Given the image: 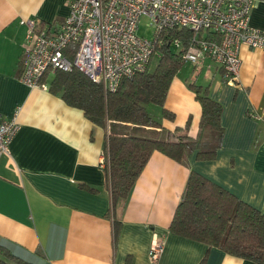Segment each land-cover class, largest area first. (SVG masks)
<instances>
[{
  "label": "crops",
  "instance_id": "0c3cea01",
  "mask_svg": "<svg viewBox=\"0 0 264 264\" xmlns=\"http://www.w3.org/2000/svg\"><path fill=\"white\" fill-rule=\"evenodd\" d=\"M67 14V0H0V112L19 125L0 157V241L40 264H199L204 256V264H257L168 227L191 170L264 213V50L240 47L234 83L209 58L191 64L190 78L175 74L164 104L175 118L159 110L161 128L129 124L127 130L168 139L181 128L197 138L201 106L187 87L194 81L207 85L222 105L216 156L199 160L193 153L179 162L152 152L127 199L113 208L101 164L107 125L48 88L19 80L21 54L29 46L21 21L57 27ZM250 24L264 29V0L254 1ZM156 241L163 251L153 261L149 250Z\"/></svg>",
  "mask_w": 264,
  "mask_h": 264
},
{
  "label": "trees",
  "instance_id": "16d2710c",
  "mask_svg": "<svg viewBox=\"0 0 264 264\" xmlns=\"http://www.w3.org/2000/svg\"><path fill=\"white\" fill-rule=\"evenodd\" d=\"M190 37L191 31L187 28L163 32L161 44L156 46L154 67L150 68L153 55L145 71L121 79L112 92H105L101 83L78 69L49 71L42 76L41 82L67 105L81 109L94 123L107 125L103 155L113 208L127 199L152 152H161L179 162L193 153L199 160H212L216 156L223 136L222 105L209 96L207 85L194 81L187 87L201 106L197 138L189 137L181 128H176L168 139L135 135L131 129L127 130L129 124L137 129L161 128L160 121L150 114L149 104L158 106L163 118H175L164 104L169 85L185 61L183 50L173 48L172 42L178 39L185 47ZM168 231L203 243L209 249L218 248L264 264V213L194 170L189 173ZM117 232L115 221V238ZM205 260L206 256L199 264ZM0 264L40 263L37 258L25 257L0 241Z\"/></svg>",
  "mask_w": 264,
  "mask_h": 264
},
{
  "label": "built area",
  "instance_id": "2783aa9c",
  "mask_svg": "<svg viewBox=\"0 0 264 264\" xmlns=\"http://www.w3.org/2000/svg\"><path fill=\"white\" fill-rule=\"evenodd\" d=\"M255 0H67L68 14L59 26L37 19L26 24V43L21 54L19 80L28 87L47 88L41 82L47 72L78 69L114 91L123 78L143 72L161 44V34L187 28L191 37L183 50L184 61L197 65L205 58L215 61L227 81L238 78L241 46L264 50V29L250 24ZM142 17L153 29L151 39L138 34ZM15 119L0 112V157L18 130ZM105 166V157L101 161ZM163 251L154 242L149 257L155 261Z\"/></svg>",
  "mask_w": 264,
  "mask_h": 264
},
{
  "label": "rangeland",
  "instance_id": "374dc122",
  "mask_svg": "<svg viewBox=\"0 0 264 264\" xmlns=\"http://www.w3.org/2000/svg\"><path fill=\"white\" fill-rule=\"evenodd\" d=\"M148 22L149 21L146 17L141 18V20L139 22L138 34L151 39L153 37V34H152L153 29L148 25ZM156 61H157V56L154 55V57L152 58L151 63H150V68L154 67ZM191 72H193V67H192L191 63L185 61L184 65L177 72V74H179V75L186 74L188 76V78H190V75L192 74ZM51 76H52V74L49 75V79L51 78ZM147 107H148L150 114L153 117L157 118L158 112H159V107L154 105V104H149Z\"/></svg>",
  "mask_w": 264,
  "mask_h": 264
}]
</instances>
